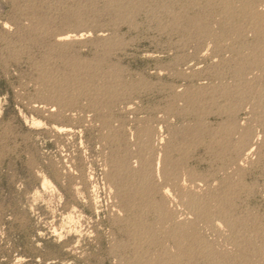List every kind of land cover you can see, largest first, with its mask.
I'll return each instance as SVG.
<instances>
[{"label":"rangeland","instance_id":"374dc122","mask_svg":"<svg viewBox=\"0 0 264 264\" xmlns=\"http://www.w3.org/2000/svg\"><path fill=\"white\" fill-rule=\"evenodd\" d=\"M0 264H264V0H0Z\"/></svg>","mask_w":264,"mask_h":264},{"label":"bare ground","instance_id":"6f19581e","mask_svg":"<svg viewBox=\"0 0 264 264\" xmlns=\"http://www.w3.org/2000/svg\"><path fill=\"white\" fill-rule=\"evenodd\" d=\"M45 185V184H44ZM47 186V185H46Z\"/></svg>","mask_w":264,"mask_h":264}]
</instances>
